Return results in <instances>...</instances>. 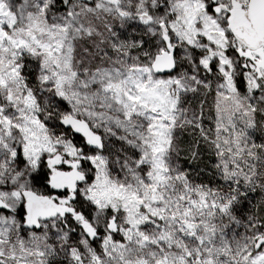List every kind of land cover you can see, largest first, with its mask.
Masks as SVG:
<instances>
[{"label": "snow or ice", "instance_id": "obj_1", "mask_svg": "<svg viewBox=\"0 0 264 264\" xmlns=\"http://www.w3.org/2000/svg\"><path fill=\"white\" fill-rule=\"evenodd\" d=\"M0 264H264V0H0Z\"/></svg>", "mask_w": 264, "mask_h": 264}]
</instances>
